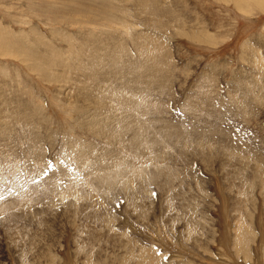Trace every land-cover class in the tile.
I'll list each match as a JSON object with an SVG mask.
<instances>
[{"label": "rangeland", "instance_id": "rangeland-1", "mask_svg": "<svg viewBox=\"0 0 264 264\" xmlns=\"http://www.w3.org/2000/svg\"><path fill=\"white\" fill-rule=\"evenodd\" d=\"M94 1L0 0V264H86L87 252L90 264H130L139 255L128 252L133 245L162 264H264V181L257 174L256 182L233 186L236 172L224 174L229 166L203 164L193 132L207 136L212 127L216 139L224 135L214 144L221 148L229 133L246 168L264 170V0H173L171 12L185 22L173 28L166 14L172 29L161 49V77L138 60L148 28L145 15L134 17V0H110L123 7L121 15L107 1V18ZM252 86L247 105L229 104L238 96L233 88ZM131 92L149 98L147 107L128 99ZM194 95L200 102L212 97L223 114L192 107ZM116 160L132 168L106 182L123 167ZM79 181L83 188H75ZM238 195L250 200L246 208L234 202Z\"/></svg>", "mask_w": 264, "mask_h": 264}, {"label": "bare ground", "instance_id": "bare-ground-1", "mask_svg": "<svg viewBox=\"0 0 264 264\" xmlns=\"http://www.w3.org/2000/svg\"><path fill=\"white\" fill-rule=\"evenodd\" d=\"M107 1H110V0H96V1H94V4L97 6V8H99L100 10H99V15L100 16H102L103 18H107V15H105V11L107 10ZM172 2H173V0H169V2H168V4L166 3V0H134V3H133V6H135V8L137 7V10L136 11H134L135 12V16L134 17H137V18H139L140 17V15H145L146 17V28H148L147 30H148V33L147 34H145L144 32H142V33H144L145 34V36H144V34L142 35V34H139L138 33V36H141L142 35V38H143V36H144V38H143V40H145L146 39V37H147V42H145V43H143L144 41H142L141 40V37H140V40L142 41L141 42V44L143 43V44H146L147 46H148V48L146 49V48H144V49H140L139 47L141 46V44L137 41V44L139 45V47H138V49L139 50H141V52L140 53H142V50L144 51L142 54H144L143 56H144V58H142L141 56H139V58H138V60L141 58V59H145L147 62L146 63H142V60H140L141 61V63H142V66H143V64H148L147 65V67H149L150 68V72H151V75L153 76L154 74H156L157 73V75L159 76V77H161V75H159L158 74V72L160 71L159 70V67H158V65L159 64H164V62L165 61H167V60H165V54L164 55H162V53H161V49H163V47H164V44L166 43L165 42V33L166 32H168V30H170V28L172 29V27H165V25L167 24V18H166V14H170L171 16V18L170 19H172V20H174L175 21V24L173 25V28H178L179 27V24H183L184 22H185V19L184 20H182V21H179L178 20V16H179V14L178 13H172L171 12V4H172ZM110 3L112 4V5H114V6H116V8H117V11H118V14L119 15H121V12L123 11V7H121V5H119V4H117V3H112L111 1H110ZM90 4V3H89ZM168 6V7H167ZM92 13V9L90 8V11H89V15ZM131 13V12H130ZM132 15V14H131ZM130 15V16H131ZM91 16V15H90ZM116 19H118V18H116ZM130 18L128 17V19H127V21L129 20ZM143 23H145V22H143ZM157 25V29L159 28V30L158 31H160V35H161V37L162 38H157V39H159V40H157L156 39V37L158 36H156L155 35V33H157V32H155L154 33V27ZM148 26V27H147ZM145 28V29H146ZM156 29V30H157ZM202 30L204 29V27H202L201 28ZM146 30V31H147ZM145 31V32H146ZM188 31H190V28H188ZM169 33V32H168ZM170 33H171V31H170ZM173 34V33H172ZM186 34V33H185ZM167 36V35H166ZM139 40V39H138ZM169 40V39H168ZM252 41V40H251ZM250 42V41H249ZM253 42V41H252ZM142 44V45H143ZM251 45H254V44H251ZM251 45H248L247 47H250V48H247V49H250L251 50V47H253V46H251ZM111 46H113V44H109V45H107L106 46V48L108 47H111ZM115 46H113V48H114ZM142 48L144 47V46H141ZM166 47V46H165ZM105 48V49H106ZM107 48V49H108ZM112 48V47H111ZM110 48V49H111ZM117 48V47H116ZM246 49V50H247ZM103 50H104V48H103ZM114 50V49H113ZM119 50V49H118ZM121 50H122V48H121ZM107 51H109V52H106L105 53V50H104V52H102V53H104V54H107V53H110V50H107ZM112 51V50H111ZM120 51V50H119ZM168 51V50H167ZM113 52V51H112ZM111 52V53H112ZM169 52V51H168ZM171 52V51H170ZM110 53V54H111ZM90 55V54H89ZM140 55V54H139ZM167 55V54H166ZM255 55V54H254ZM92 57H94V56H92ZM103 57H104V55H103ZM102 57V60H100L101 59V56H100V58L98 59V63L95 61V63H97V64H102L101 63V61H103V58ZM169 57V56H168ZM96 58V57H95ZM144 60V61H145ZM93 61V62H92ZM91 62L92 63H94V60H92ZM139 61V62H140ZM143 61V62H144ZM90 62V63H91ZM92 63H91V65H92ZM122 64H121V67L123 66V64H124V62H121ZM141 63H139V64H141ZM167 64V63H166ZM170 63H168V65H169ZM90 65V66H91ZM96 64H94V66H95ZM120 65V64H119ZM89 66V67H90ZM129 66V65H128ZM142 66H140L139 65V67L140 68H144V67H142ZM145 66V65H144ZM150 66H155V68H152V67H150ZM93 67V66H92ZM125 67V66H124ZM147 67H145V70H146V68ZM158 69H157V68ZM169 67V66H168ZM81 68H82V66H81ZM95 68V67H94ZM98 68V66L96 67V69ZM92 69V71L93 70H95V69H93V68H91ZM99 69V68H98ZM98 69L96 70V72L98 71ZM130 70H132V68L130 69V68H128V71L130 72ZM159 70V71H158ZM162 70V69H161ZM89 72H90V69L88 70ZM92 71H91V73H92ZM94 73H95V71H93ZM147 72V71H146ZM166 73L167 72H169V71H165ZM162 73V72H161ZM93 75V74H92ZM208 77V76H207ZM163 79H164V77H162ZM213 79V78H212ZM153 83V82H152ZM202 83H204V82H202ZM206 84V86H208V84L207 83H205ZM205 84H203V86L205 85ZM252 85V84H251ZM148 86V85H147ZM253 87V86H252ZM240 89V91L237 89V88H233V91H235V92H237V95L238 96H234V97H231L230 98V100L231 101H233V102H229V104L231 103H233V105L234 104H237L238 103V105H239V103H241L242 102V100L245 102L244 103V106L245 105H247L246 104V102L247 101H249V99L250 98H252V94H254V87L252 88V89H245V88H239ZM242 89H243V91H242ZM132 90V89H131ZM206 90V89H205ZM145 91V90H144ZM131 93H133V92H131ZM130 93V94H131ZM145 94V93H144ZM256 95V94H255ZM147 96V95H146ZM258 97V96H257ZM132 98H135L136 100H138V101H140V103H139V105L142 103V106H143V104L144 103H146V102H144V101H146V100H148L149 98H147V97H145L143 94H139V93H137V94H135V93H133V97H132V94H131V98H129V96H128V99H131V100H133ZM249 98V99H248ZM194 99L196 100V102H191V105H192V107L196 104V105H198L199 106V108L201 109V106H203V105H206L205 107H206V109H205V111L207 110H211V112H213L212 114L214 115V114H216V116L218 115V114H223V111H222V113H220L219 111L220 110H218L217 111V107L215 108L214 106H211L212 104V100H213V98L212 97H210L209 99H208V101H206V102H200L199 101V96L197 95V97H195V95H194ZM229 100V101H230ZM135 102V101H134ZM250 102V101H249ZM149 103V102H148ZM147 103V105H148V107H151V106H149L150 104H151V102H150V104H148ZM135 104V103H134ZM145 105V104H144ZM152 105V104H151ZM195 105V106H196ZM201 105V106H200ZM241 105V104H240ZM141 106V105H140ZM142 106H141V108H142ZM146 106V105H145ZM145 106H143V107H145ZM243 106V107H244ZM147 107V106H146ZM240 107V109H242V105L241 106H238V108ZM152 109H153V107H151ZM196 108V107H195ZM198 108V107H197ZM197 108H196V110H197ZM203 108H204V106L202 107V110H203ZM150 109V108H149ZM155 110V109H154ZM193 110H195V109H193ZM201 110V111H202ZM224 110H225V108H224ZM227 110V109H226ZM230 110V109H229ZM232 110H233V108H232ZM244 110H246V109H243V110H241V111H244ZM195 112V111H194ZM199 112V111H198ZM197 111H196V113L198 114V117L200 116H202L203 114H199ZM225 112V111H224ZM202 113H204V110H203V112ZM208 115L210 114L209 112L207 113ZM224 114H226V113H224ZM9 115V114H8ZM10 116V115H9ZM16 116V115H15ZM203 116H205V115H203ZM202 116V117H203ZM212 116V115H211ZM210 116V117H211ZM220 116V115H219ZM219 116H217V117H219ZM225 116V115H224ZM14 117V116H13ZM12 117V118H13ZM21 117V116H20ZM206 117V116H205ZM223 117V116H222ZM1 118H3V117H1ZM18 118V117H17ZM4 120V119H3ZM139 120V119H138ZM141 120V119H140ZM153 123V122H152ZM211 123V122H210ZM18 124V123H17ZM6 125V124H5ZM138 125V124H137ZM143 125V124H142ZM153 125V124H152ZM208 125V124H207ZM141 126V125H140ZM140 126H138L139 128H140ZM211 126H213L212 125V123H211ZM210 126V127H211ZM14 127V126H13ZM137 127V126H136ZM166 127H168L166 130H168L171 126H169V124L168 125H166ZM165 127V128H166ZM206 127V126H205ZM207 127H209V126H207ZM209 127V128H210ZM214 127H219V124L217 125V126H214ZM213 127V128H214ZM17 128V127H16ZM139 128H137L135 131H138V132H136L137 134H138V136L140 135V136H142L141 134H143L142 132H139V131H141V129H139ZM144 128H146V127H144L143 126V129L142 130H144ZM222 128V127H221ZM218 129V128H217ZM216 129V131H219V130H217ZM219 129H220V127H219ZM101 130V129H100ZM193 130V129H192ZM210 130V132H208ZM208 131L206 130V133L207 134H210V135H207V136H204V134L203 133H205V131H193L194 132V134H196V135H198V137L196 138L197 140L196 141H194L195 142V144H197V146H198V144H200L201 146H199V148L197 149V153H198V156L203 160V162H204V160H207L209 163H207V164H210V162H212L213 160L215 161V162H217V163H220V165L221 166H223V165H227V166H229L230 167V169L231 168H233L232 170H230V169H226V168H223L224 169V171H226L224 174L226 175V177H231L232 175H233V172H236V175H235V178H236V180H237V182L236 183H234V185L233 186H237L238 188H240L241 189V186H240V184L243 182V181H248V180H250V181H252L253 183L254 182H256L257 181V174H259V176H260V182H263L264 181V170H258L259 168L258 167H256V169H254L255 167L253 166V165H255V164H251L254 168L252 169L251 167V165H249V169L248 168H246V163H245V161H243V160H241V159H239L240 157H238V156H236V151L235 150H237V148L238 147H236V146H234L236 143H237V141L235 142V144H233L232 145V139H233V137L228 133H226L227 131L225 130V137H226V134L227 135H229L228 137L230 138V136H231V138L229 139H227V138H224V139H226L224 142H226L227 144L225 145V147H223L224 146V144L225 143H223V148H221V146H216V145H214L215 143H219V142H221V138L224 136L223 134H224V130L223 129H221V131H220V134H219V136H222V137H220V138H218L217 137V139H216V136H217V134H216V132L214 133L213 131L215 130H212V127L209 129ZM116 131H118V129L116 130ZM115 131V134L116 135H119V134H122L120 131V133L118 132V134H117V132ZM212 131V132H211ZM13 132V131H12ZM102 132H105L106 134H107V132L106 131H102ZM111 132V131H110ZM143 132H145V130L143 131ZM185 132V131H184ZM187 132V131H186ZM190 132V131H189ZM196 132V133H195ZM229 132V131H228ZM100 133V132H99ZM141 133V134H140ZM192 133V132H191ZM219 133V132H218ZM223 133V134H222ZM10 134V133H9ZM24 134V133H23ZM102 134V133H101ZM109 134V133H108ZM113 134V131L111 132V135ZM188 134V132L187 133H185V136ZM190 134V133H189ZM189 134H188V136H189ZM214 134V135H213ZM216 134V135H215ZM110 135V134H109ZM184 134H182V139L183 138H185V136H183ZM206 135V134H205ZM234 135V134H233ZM115 136V135H114ZM114 136H111V137H109L108 135L106 136H104V137H109V138H111L112 139V137L114 138ZM120 136V135H119ZM192 136V135H191ZM12 137V136H11ZM28 137V136H27ZM34 137V136H33ZM32 137V138H33ZM117 137V136H116ZM181 137V136H180ZM179 137V138H180ZM36 138V137H35ZM101 138V137H100ZM109 138H107V139H109ZM137 138V137H136ZM136 138L134 139V140H136ZM139 138V137H138ZM145 138H147V137H145ZM186 138H190V137H186ZM213 138L215 139V140H213ZM37 139V138H36ZM110 139V140H111ZM115 139V138H114ZM140 139V138H139ZM154 138H152V140H153ZM151 140V141H152ZM179 140V139H178ZM223 140V139H222ZM29 141H30V139H29ZM37 141V140H36ZM112 141V140H111ZM128 141V143H129V141H131L130 139L129 140H127ZM154 141V140H153ZM186 141L188 142V140L186 139ZM121 142H123V141H121ZM137 143V141H134L133 143ZM139 142L141 143V140H139ZM148 142H150V139H149V141ZM148 142H146L147 144H148ZM155 142V141H154ZM179 142V141H178ZM223 142V141H222ZM152 143V142H151ZM175 143V142H174ZM181 143H183L182 141H180V146L182 145V146H184L183 144H185V143H183V144H181ZM207 143H209V144H207ZM36 144V143H35ZM130 144H131V142H130ZM143 144V143H142ZM141 144V145H142ZM152 144H154V146H153V148L154 147H157V146H155V145H157V143L155 144V143H152ZM152 144L150 145V146H152ZM168 144V143H167ZM176 144V143H175ZM187 144V143H186ZM238 144V143H237ZM27 145V144H26ZM134 145V144H133ZM133 145L131 146V145H128V146H130V147H132V151L135 149V147H134V149H133ZM136 145V144H135ZM138 145V144H137ZM140 145V144H139ZM173 145V144H172ZM171 145V146H172ZM222 145V144H221ZM244 145V144H243ZM246 145V144H245ZM82 146V145H81ZM120 146V145H119ZM170 146V147H171ZM238 146H239V144H238ZM38 147V146H37ZM140 147V146H139ZM148 147V146H147ZM164 147H166L165 146V144H164ZM206 147H208V149L206 148ZM150 150H152L151 148H149ZM155 149V148H154ZM158 148H156L155 150H157ZM162 149H163V147H162ZM242 148L240 147V150H241ZM36 150V149H35ZM122 150V149H121ZM129 150V149H128ZM155 150H152L153 152H155L154 153V155L155 154H158V153H156V151ZM124 151V150H123ZM164 151L166 152V150L164 149ZM163 151V152H164ZM245 150H243V152H244ZM248 151V150H247ZM151 152V151H150ZM157 152H159L158 150H157ZM162 151H161V153H163ZM181 152H183V151H181ZM249 152H252V151H250L249 150ZM23 153V152H22ZM36 153V152H35ZM38 153H40V152H38ZM134 153V152H133ZM142 153V152H141ZM152 153V152H151ZM238 153V152H237ZM248 153V152H247ZM9 154V153H8ZM7 154V155H8ZM37 154V153H36ZM42 154V153H41ZM130 154V153H129ZM243 154V153H242ZM246 154V153H245ZM244 154V155H245ZM250 154V153H249ZM263 154V153H262ZM18 155V154H17ZM137 155V154H136ZM162 156L164 155V154H161ZM165 155H167V154H165ZM181 155H183V153L181 154ZM185 155H187V153L185 154V152H184V156ZM12 156V155H11ZM33 157L35 156V155H32ZM132 156V155H131ZM137 156H139V155H137ZM150 156H153V153H152V155H150ZM160 156V155H159ZM161 156V158H163ZM171 156V155H170ZM263 156V155H262ZM261 156V157H262ZM9 155H8V159H9ZM40 156H38V158H39ZM134 158H135V156H133ZM140 157V156H139ZM145 157H147L146 156V154H145ZM149 157V156H148ZM167 157V156H166ZM251 157V156H250ZM23 158V157H22ZM25 158V157H24ZM37 158V157H36ZM82 158V157H81ZM133 158V159H134ZM164 158H165V156H164ZM222 158H225V161L222 159ZM253 158V157H252ZM257 159H259V157L257 156L256 157ZM263 158H264V156H263ZM1 159V158H0ZM10 159H12L11 161L13 162V158L11 157ZM20 159V158H19ZM121 159H124V158H121ZM131 159H132V157H131ZM131 159H129L128 158V162H131V161H129V160H131ZM132 159V160H133ZM147 160L148 159H150V157L149 158H146ZM167 159V158H166ZM165 159V160H166ZM195 159H198V161H199V158H197V157H195ZM245 159V158H244ZM262 159V158H261ZM260 159V160H261ZM150 160H152V159H150ZM164 160V161H165ZM230 160H231V162H230ZM251 160H253V159H251ZM6 161V160H5ZM10 161V160H9ZM36 161H37V159H36ZM40 161V160H39ZM78 161V160H77ZM118 163H119V161H120V164H122V166H123V163H122V161L123 160H116ZM163 161V162H164ZM168 161V160H167ZM247 161V160H246ZM249 161V160H248ZM262 161L264 162V159H262ZM11 162V163H12ZM127 162V161H126ZM128 162H127V164H128ZM133 162V161H132ZM135 162V161H134ZM150 162V161H149ZM206 162V161H205ZM205 162L203 163V164H205ZM215 162H213V164L215 163ZM238 162L239 163H241V162H243V166L242 167H239V166H237L238 165ZM260 162V161H259ZM262 162V163H263ZM3 163V162H2ZM22 163H23V161H22ZM25 163V162H24ZM92 163V162H91ZM112 163V162H111ZM118 163H117V165H118ZM148 163V162H147ZM251 163H252V161H251ZM13 164H15V163H12V165ZM113 164V163H112ZM115 165H116V163H114ZM114 164L112 165V166H114ZM133 165V163H129L128 165H126V164H124V166L121 168V170H120V168H119V170H120V172L119 173H117V174H115V172H114V174H112L111 176H108V177H106V182H111L112 180H114V178L115 177H119V175H122V173H124L125 174V172L127 173V168H125V167H129V165ZM136 164V163H135ZM198 164V163H197ZM206 164V165H207ZM212 163H211V165H213ZM1 165V164H0ZM8 165V164H7ZM12 165L11 166H9L10 168H13L12 167ZM17 165V164H16ZM102 165V164H101ZM100 164H99V166H101ZM108 166L109 165H111V164H107ZM130 165V166H131ZM206 165H204V166H206ZM241 165V164H240ZM15 166V165H14ZM98 166V169L100 168ZM103 166V165H102ZM121 166V165H120ZM256 166V165H255ZM96 167V166H95ZM111 167V166H110ZM116 167V166H115ZM119 167V166H118ZM117 167V168H118ZM207 167V166H206ZM210 167V166H209ZM4 168H5V166H4ZM104 168V170H102L103 172H106V170H105V167H103ZM117 168H115V169H117ZM131 168H132V166H131ZM131 168H129V171H130V169ZM228 168V167H227ZM250 168H251V170H250ZM78 169H80V168H78ZM88 169H89V166H88ZM96 170H97V168H95ZM100 169H102V168H100ZM112 169V168H111ZM141 169V168H140ZM139 169V170H140ZM167 169V168H166ZM239 169V170H238ZM20 170V169H19ZM118 170V169H117ZM126 170V171H125ZM133 170V169H132ZM138 170V171H139ZM163 170H165V169H163ZM235 170H237V171H235ZM4 171H6V170H4ZM87 171V170H86ZM89 171V170H88ZM88 171L86 172V176H87V173H88ZM98 171L99 170H97V173H98ZM110 169H109V171H107V174H108V172L110 173ZM125 171V172H124ZM129 171H128V174H130L129 173ZM134 171V170H133ZM132 171V172H133ZM136 171V170H135ZM137 171V172H138ZM176 171V169L174 170V172ZM209 171V170H208ZM137 172H133V173H137ZM164 172V171H163ZM172 172H173V170H172ZM185 172V171H184ZM6 173V172H5ZM90 173V172H89ZM88 173V174H89ZM94 173V172H93ZM99 173H101V170H100V172ZM165 173H167V172H165ZM170 173V171L167 173V174H169ZM177 173V172H176ZM242 174V177H240L239 176V174ZM134 174V175H135ZM1 175V174H0ZM83 175V174H82ZM84 175H85V172H84ZM92 175V174H91ZM90 175V176H91ZM100 175V174H99ZM98 174L97 175H95V174H93L92 176H94L93 178L94 179H98V178H96L95 176H98V177H100ZM133 175V174H132ZM137 176H138V174H136ZM170 176H171V174H169ZM168 175V176H169ZM172 175H173V173H172ZM7 176V175H6ZM5 176V177H6ZM63 176V175H62ZM76 176H77V174H76ZM75 176V177H76ZM89 176V177H90ZM91 176V177H92ZM149 176H150V174H149ZM177 176V174L175 175V177H174V179L175 178H177L176 177ZM78 177V176H77ZM76 177V178H77ZM89 177H87V178H89ZM123 177V176H122ZM130 177H132V179H134V177L133 176H131L130 175ZM83 178H84V176H83ZM86 178V177H85ZM86 178V179H87ZM101 178H103L102 176H101ZM120 178V177H119ZM125 178H129L128 176L127 177H125ZM136 178V177H135ZM150 178V177H149ZM169 178V177H168ZM172 178V177H171ZM171 178H170V180H171ZM232 178V177H231ZM6 179V178H5ZM80 179H81V177H80ZM104 179H105V177H104ZM104 179H101L100 180V182L102 183V181L104 180ZM116 179V178H115ZM122 179V178H121ZM143 179V178H142ZM4 180V179H3ZM119 180V179H118ZM126 180V179H125ZM125 180H122V183L123 182H125ZM169 180V181H170ZM186 180V179H185ZM235 180V179H234ZM75 181V180H74ZM82 181V180H81ZM98 182H99V179L97 180ZM127 181V180H126ZM131 181V180H130ZM137 181V180H136ZM135 181V182H136ZM78 182V181H77ZM77 182H75V183H77ZM85 182H87L88 184H89V181L88 180H85ZM85 182H84V184H85ZM93 182H94V180H93ZM104 182V181H103ZM121 182V181H120ZM138 182H140V181H138ZM74 183V184H75ZM86 183V184H87ZM91 183V182H90ZM100 183V184H101ZM117 183H118V181H117ZM132 183V182H131ZM168 183V182H167ZM48 184H50V182L48 183ZM78 184V183H77ZM77 184H75V188H77V187H79V186H81L82 184H80V181H79V184H78V186H76ZM85 184V185H86ZM99 184V183H98ZM107 184V183H106ZM111 183H109V185H110ZM119 184V183H118ZM121 184V183H120ZM169 184H171V183H169ZM168 184V185H169ZM247 184V183H246ZM124 185V184H123ZM122 185V187H124ZM130 185V184H129ZM134 185H135V183H134ZM63 186V185H62ZM70 186H71V184H70ZM70 186H69V189H70ZM74 186V185H73ZM88 186V185H87ZM104 186H105V183H104ZM72 187V186H71ZM82 187V186H81ZM110 187V186H109ZM121 187V186H120ZM129 187V186H128ZM131 187V186H130ZM130 187L128 188V190L130 189ZM264 187V186H263ZM83 188V187H82ZM51 189V188H50ZM74 189V188H73ZM72 189V190H73ZM88 190H89V186H88V188H87ZM85 190V192L86 191H88V190ZM126 189V188H125ZM133 189V187H131V190ZM63 190H65V188L63 189ZM78 190V189H77ZM77 190H76V192H77ZM92 190V189H91ZM127 190V191H128ZM94 190H92L91 192H93ZM73 192V191H72ZM75 192V191H74ZM73 192V194H75ZM78 192H80V190H78ZM77 192V193H78ZM90 192V191H89ZM133 191H131V193H132ZM80 193H82V192H80ZM87 193V192H86ZM130 193V194H131ZM135 194V193H134ZM242 194L243 195H246V193L245 192H242ZM83 195H85L84 193H83ZM126 195H127V192H126ZM76 196H78L79 197V194H77ZM101 196H102V194H101ZM83 197V196H82ZM127 197V196H126ZM131 197V196H130ZM135 197H136V195H135ZM242 197L243 196H240V195H238V197L236 196V198L237 199H235L234 200V202L235 201H237L238 199L242 202V204L240 203V205H242V208H246V204H247V202L248 201H250L249 199H243L242 200ZM132 200L134 199V196L132 195ZM27 201V200H26ZM236 203V202H235ZM234 203V204H235ZM237 204V203H236ZM244 204V205H243ZM237 205H239V203L237 204ZM239 205V206H240ZM235 206V205H234ZM233 206V208H232V211L233 212H236L237 210H235V207ZM2 208V207H1ZM239 209H240V207H239ZM184 213V212H183ZM241 213H243V212H241ZM99 218V217H98ZM97 218V219H98ZM191 222V221H190ZM100 224V223H99ZM105 225V224H104ZM102 226L101 225V229L100 230H98V231H102V232H104L102 229H103V227H105V226ZM106 229V228H105ZM105 232H107V231H105ZM104 232V234L106 235L107 233H105ZM132 242V241H131ZM131 245H133V242L131 243ZM123 247L126 249V251H127V247H126V245L124 244L123 245ZM129 248V250H128V252H131V253H136V250H137V252H138V256H135L134 254H132L131 256H130V264H162V262H161V260L159 259V258H157L155 255H153L150 251H152V250H150V249H148V248H143L142 246H140V245H138V247H134V245L131 247V246H129L128 247ZM88 255H89V252H87V254H86V256H85V258H86V264H90L89 263V261H91V260H88ZM173 264V263H172Z\"/></svg>", "mask_w": 264, "mask_h": 264}]
</instances>
